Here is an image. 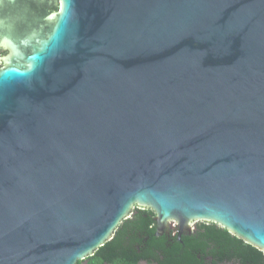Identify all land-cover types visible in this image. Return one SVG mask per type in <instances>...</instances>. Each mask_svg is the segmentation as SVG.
Masks as SVG:
<instances>
[{"label":"water","instance_id":"obj_1","mask_svg":"<svg viewBox=\"0 0 264 264\" xmlns=\"http://www.w3.org/2000/svg\"><path fill=\"white\" fill-rule=\"evenodd\" d=\"M0 51V264H77L136 206L264 251V0H3Z\"/></svg>","mask_w":264,"mask_h":264},{"label":"trees","instance_id":"obj_2","mask_svg":"<svg viewBox=\"0 0 264 264\" xmlns=\"http://www.w3.org/2000/svg\"><path fill=\"white\" fill-rule=\"evenodd\" d=\"M58 9L57 7L53 8ZM2 62L0 61V66ZM264 264V251L223 226L198 221L192 231L157 235L156 213L134 208L113 238L77 264Z\"/></svg>","mask_w":264,"mask_h":264},{"label":"rangeland","instance_id":"obj_3","mask_svg":"<svg viewBox=\"0 0 264 264\" xmlns=\"http://www.w3.org/2000/svg\"><path fill=\"white\" fill-rule=\"evenodd\" d=\"M5 52H6V51H5ZM6 53H7V52H6ZM6 53H5V54H6ZM196 223H197V222H193V223H192V227H193V228L195 227ZM174 225H175V223H174V222H171V226H174ZM141 264H146V263H145V262H142Z\"/></svg>","mask_w":264,"mask_h":264},{"label":"flooded vegetation","instance_id":"obj_4","mask_svg":"<svg viewBox=\"0 0 264 264\" xmlns=\"http://www.w3.org/2000/svg\"><path fill=\"white\" fill-rule=\"evenodd\" d=\"M58 9H59V7H57ZM5 51H0V59H1V57H3L4 55H5Z\"/></svg>","mask_w":264,"mask_h":264},{"label":"snow or ice","instance_id":"obj_5","mask_svg":"<svg viewBox=\"0 0 264 264\" xmlns=\"http://www.w3.org/2000/svg\"><path fill=\"white\" fill-rule=\"evenodd\" d=\"M3 2V0H0V3H2ZM25 43H27V41H24Z\"/></svg>","mask_w":264,"mask_h":264}]
</instances>
